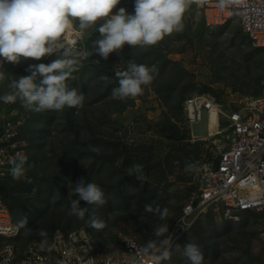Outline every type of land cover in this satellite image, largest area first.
I'll return each mask as SVG.
<instances>
[{"label":"rangeland","instance_id":"1","mask_svg":"<svg viewBox=\"0 0 264 264\" xmlns=\"http://www.w3.org/2000/svg\"><path fill=\"white\" fill-rule=\"evenodd\" d=\"M119 7L128 9V4L121 0ZM71 23L74 33L82 35L77 49L85 50L88 38L92 43L98 38L95 27L81 32L75 22ZM183 25L181 31L166 35L158 44L133 49L126 43L110 53L107 64L116 72L124 71L129 61L155 65L158 69L143 93L132 98L134 102L123 110L118 107L124 99H114L111 94L118 78L108 71L85 75L86 92H82L85 99L81 107H74L76 116L72 122H67L65 108L36 112L25 108L19 99L14 103L0 102V130L7 119L13 118L27 143L34 137L33 130L41 128L45 114L53 115L49 126L51 132L45 131L44 139L48 156L63 142L74 139L84 147L85 139L90 140L93 144H89L94 146V150L81 154L77 172L68 173L65 195H61L58 188H53L50 206L29 217V225L15 238L20 248L33 240L48 243L57 229H85L103 253H121L124 237L132 236L159 255L162 241L168 240L171 225L182 205L195 193L196 161L202 159L203 154L209 157L219 147H225L227 142L226 137H221L218 142L194 139L183 110L177 107L178 101L195 93L207 92L227 108L264 90L262 50L252 45L236 16L222 26L209 28L196 20L195 15L189 14L184 15ZM84 58L78 57V63ZM164 59L172 62L163 67L160 64ZM12 78L18 76L5 77L3 82L0 81V94L11 90L8 84ZM77 79L78 75H75L76 88L81 92ZM159 89H162L161 95ZM100 94L104 96L94 101ZM172 123L180 133L186 131L184 138H176L180 133ZM70 124L80 128L81 134L77 135ZM206 133L207 116L204 111L201 134ZM192 143L200 144L199 155L190 161L182 160L181 148L184 145L188 150L196 151ZM135 163L143 166V180L129 173V168ZM81 177L96 182L104 191L105 204L94 209L95 215L104 221L102 229L91 227L87 223V215L81 220L69 213L68 182ZM36 193L37 188L34 187L31 198L38 205L40 198ZM146 204L151 205L153 211H146ZM81 205L86 206V202L81 201ZM157 206L168 208V216L164 220L155 212ZM161 226L165 231L157 236L154 229ZM263 232L264 218L260 214L243 212L234 220L209 212L177 241L171 245L168 243L170 256L162 264H186L183 246L189 241L199 246L203 264H264ZM201 235H208L209 243H206L210 246L205 247L200 242Z\"/></svg>","mask_w":264,"mask_h":264},{"label":"built area","instance_id":"2","mask_svg":"<svg viewBox=\"0 0 264 264\" xmlns=\"http://www.w3.org/2000/svg\"><path fill=\"white\" fill-rule=\"evenodd\" d=\"M189 14L195 15L196 20L209 28L223 25L236 16L252 45L262 49L264 59V0H190L184 15ZM74 36L72 44L77 48L82 35L77 32ZM182 110L194 139L218 142L221 137H226L227 142L209 157L202 153L204 157L197 161L195 193L184 202L174 219L168 235L169 245L209 212L234 220L243 212H254L264 218V90L227 108L210 93H195L184 99ZM204 111L206 135L201 134ZM0 137H3L0 141V178H12L9 158L20 152L27 157V166L30 158L28 143L20 136L13 118L4 122ZM20 232L21 228L0 192V264L163 262L157 261L158 254L132 236L124 237L121 253L111 254L101 252L85 229H57L48 243L33 240L24 248L15 242Z\"/></svg>","mask_w":264,"mask_h":264},{"label":"clouds","instance_id":"3","mask_svg":"<svg viewBox=\"0 0 264 264\" xmlns=\"http://www.w3.org/2000/svg\"><path fill=\"white\" fill-rule=\"evenodd\" d=\"M189 2L133 0L134 10L129 12L125 7L117 8L121 0H0V65L5 61L20 63L25 58L39 60L59 53L49 63L29 64L28 75L10 79L8 87L11 90L0 94V102L14 103L19 99L25 108L36 112L81 107L84 94L70 87L68 80L78 66V57H85L89 52L78 50L68 40L71 22H76L81 32L96 28L99 36L93 41L94 52L107 59L110 53L126 43L133 49L151 46L166 35L181 31ZM114 8H117L115 12ZM157 71L155 65L129 61L124 71L116 73L118 83L112 88V97L123 100L142 94ZM26 162L27 157L20 152L9 158L13 179H29ZM129 173L143 180L141 164H133ZM68 187L69 213L81 220L87 215L91 227L102 229L104 221L95 215L94 209L106 202L103 189L83 177L69 181ZM81 201H85L86 206H82ZM145 209L153 211L148 204ZM168 211L167 207L155 208L161 220L168 216ZM164 231L163 226L154 229L157 236ZM169 256L168 240L165 239L156 260L166 261ZM183 256L186 264H203V253L194 242L189 241L183 246Z\"/></svg>","mask_w":264,"mask_h":264},{"label":"trees","instance_id":"4","mask_svg":"<svg viewBox=\"0 0 264 264\" xmlns=\"http://www.w3.org/2000/svg\"><path fill=\"white\" fill-rule=\"evenodd\" d=\"M125 1L128 4L127 10L129 12H133L134 10L133 0H125ZM96 33H98V31H96ZM90 39L91 38L87 39L86 47H85V50L89 52V55L85 56V58L82 60L80 64L78 63L76 70L72 73L71 77L68 80V85L70 87L76 88L74 76L78 75L77 81L79 83L80 86L79 89L81 93L86 92V85H87V80H85L86 74L89 73L92 74V72L94 71H98V72L108 71L109 73H112L113 76H116L117 73L116 71L111 69L110 66L107 64V59L100 57L99 54H95L94 45ZM258 49L260 51L262 50L261 48ZM56 56L57 55L55 54H51L45 57H41L39 60H36L34 58H27L25 61H21L20 63L6 62L0 68V81H2V79L5 80L4 79L5 77L9 78L18 75H28L29 73L26 72V68L28 67L29 64L40 63V62L49 63L53 59H55ZM170 62H172L170 59H164V61L160 65L163 67H167ZM158 93L161 95L162 89H159ZM105 94L107 93H104V95ZM104 95L103 94H100V96L98 95L97 97L94 98V101L99 100L101 96L103 97ZM183 101L180 100L177 103V107H179L180 109L183 108ZM133 102L134 99L132 98L124 99L123 101H121V105L118 108L119 110H123L125 109V107L131 105ZM86 104L88 103L86 102ZM65 113H66L67 122H72V119L75 118L76 116L74 107L73 108L65 107ZM45 115L46 118L44 117L45 121L42 124L41 128L34 129L33 130L34 137L30 139L28 138L30 142L28 148L31 149V152H29L30 158L26 166L27 167L26 176L29 179L17 180L13 178H9V179L0 178V192L3 194V191H6V194L3 195L8 203V206L11 210L14 220L19 224L21 231L26 226L29 225V221H28L29 217L32 216L34 217L38 215L39 213H41L50 206L51 191L53 188L55 187L58 188L62 192V193L60 192V194L65 195L64 193H66V183H67L66 177L68 173H70L71 171H74L75 173L77 172V161L82 157L81 154L86 153V151L94 150L93 149L94 146L91 145L93 144V142H90V140L85 139L84 141L85 147H84L83 145H80L78 139L77 141L74 139L69 142L67 141L63 142V144L61 142L62 146L59 147L57 151L53 152V154L48 156L47 151L44 149V139L46 138L45 131L51 132V127L49 126H51V122L54 117L49 112L46 113ZM172 125L177 129L175 123H172ZM70 127L74 129L77 135L81 134L80 128H77L73 124H70ZM177 131L180 133L179 129H177ZM184 133H186V131H183L180 134L176 135L177 136L176 138L177 139L184 138L183 137ZM20 136L26 139L22 135V133L20 134ZM88 138H91V136H88ZM168 138L173 139L172 136H169ZM190 144L191 143H187V145ZM86 145L88 146L87 148ZM192 145L195 147L196 151L188 150L185 145L181 148L182 160L190 161L193 158H195L197 155H199L198 149L200 144L192 143ZM56 159L57 161H55ZM73 168L76 169L74 170ZM6 180L13 182H9ZM34 187L37 188L36 195L39 196L40 198L39 199L40 203L38 205H36L31 198V194ZM21 221H24V223H21ZM207 241L209 243L208 235H204V236L201 235L200 242H203L205 244V247L210 246L206 243Z\"/></svg>","mask_w":264,"mask_h":264},{"label":"bare ground","instance_id":"5","mask_svg":"<svg viewBox=\"0 0 264 264\" xmlns=\"http://www.w3.org/2000/svg\"><path fill=\"white\" fill-rule=\"evenodd\" d=\"M70 27H71V30L67 33V38H68V40L69 41H71V42H74V32H75V28L73 27V25H72V23H71V25H70Z\"/></svg>","mask_w":264,"mask_h":264}]
</instances>
